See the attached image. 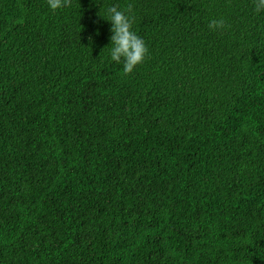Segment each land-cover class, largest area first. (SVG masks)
Wrapping results in <instances>:
<instances>
[{
	"label": "trees",
	"instance_id": "trees-1",
	"mask_svg": "<svg viewBox=\"0 0 264 264\" xmlns=\"http://www.w3.org/2000/svg\"><path fill=\"white\" fill-rule=\"evenodd\" d=\"M0 264H264V11L0 0Z\"/></svg>",
	"mask_w": 264,
	"mask_h": 264
},
{
	"label": "clouds",
	"instance_id": "clouds-1",
	"mask_svg": "<svg viewBox=\"0 0 264 264\" xmlns=\"http://www.w3.org/2000/svg\"><path fill=\"white\" fill-rule=\"evenodd\" d=\"M72 0H47V4L51 10L56 11L70 7ZM254 11L257 13L264 11V0H253ZM108 21L111 22V37L112 47L110 49V57L112 61L121 63L123 61V73L128 75L133 72L134 68L143 63L147 54L148 48L145 41L133 31V22L135 19L134 9L132 4H128L124 9L113 5L107 9ZM207 27L210 30L226 29L230 27L226 25L223 19H213Z\"/></svg>",
	"mask_w": 264,
	"mask_h": 264
}]
</instances>
